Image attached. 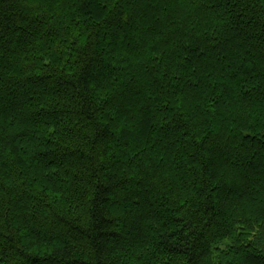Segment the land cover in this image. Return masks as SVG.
Masks as SVG:
<instances>
[{"label":"trees","instance_id":"obj_1","mask_svg":"<svg viewBox=\"0 0 264 264\" xmlns=\"http://www.w3.org/2000/svg\"><path fill=\"white\" fill-rule=\"evenodd\" d=\"M0 264H264V0H0Z\"/></svg>","mask_w":264,"mask_h":264}]
</instances>
